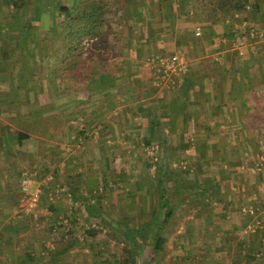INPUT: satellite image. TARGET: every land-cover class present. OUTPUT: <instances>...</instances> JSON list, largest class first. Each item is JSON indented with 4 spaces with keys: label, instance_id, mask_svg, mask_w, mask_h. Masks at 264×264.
Returning a JSON list of instances; mask_svg holds the SVG:
<instances>
[{
    "label": "crops",
    "instance_id": "1",
    "mask_svg": "<svg viewBox=\"0 0 264 264\" xmlns=\"http://www.w3.org/2000/svg\"><path fill=\"white\" fill-rule=\"evenodd\" d=\"M51 2L53 8L35 0V8L29 5L25 11L0 1V264H73L64 261L65 254L55 259L48 255L71 239L54 246L42 228L47 224L53 237L66 236L54 228L71 222L70 195L87 207L98 201H149L154 185L148 176L156 167L148 164L152 155L146 145L160 151V142L172 146L174 136L180 141L190 133L202 140L200 145H217L214 154L221 158L231 150L225 142L255 141L264 126L259 97L264 91V43L249 37L253 43L248 39L238 45L242 27L245 32L252 27L249 13L255 18L263 14L260 0L258 10L250 5L211 18L207 13L215 0H207L210 5L202 0L108 5L117 14L111 21L113 33L94 45L89 56L82 54L75 72L55 53L63 1ZM171 53L185 59L186 69L176 86H158L149 60ZM243 172L237 174L242 177ZM210 174L207 184L213 191L221 173ZM223 175L221 180L230 182L231 176ZM26 177L30 191L42 189L33 213L21 202ZM209 202L202 203L209 210H197L196 218L189 217L180 228H164L166 242L157 254L148 244L136 248V256L142 252L144 258L150 250L142 264H157V256L167 255L170 233L182 239L177 242L183 243L178 246L185 252L183 264H264V230L253 228L258 217L243 210L254 205ZM97 214L99 221L112 220L99 209ZM207 235L212 238L209 247Z\"/></svg>",
    "mask_w": 264,
    "mask_h": 264
},
{
    "label": "rangeland",
    "instance_id": "2",
    "mask_svg": "<svg viewBox=\"0 0 264 264\" xmlns=\"http://www.w3.org/2000/svg\"><path fill=\"white\" fill-rule=\"evenodd\" d=\"M36 1L44 2L46 6L53 8L51 0ZM62 1V3H66L71 0ZM198 1L200 2L201 0ZM33 2L34 3H32L30 7L35 8V0ZM204 2L207 5H210V2H207V0H202L201 3ZM260 2H262L263 4V14H256L255 18L254 13H249L250 19L252 18V20H250V25H252V27L246 32L243 29L247 27H242L241 31H243L244 33L242 35L241 41H244V43L240 42L238 44L239 47L244 46L245 43H247L249 37H253L251 39H254L253 41L255 43H264V0H260ZM197 6L199 7L200 3ZM30 10L32 12L34 11V9L31 8ZM26 16L28 17V14ZM57 17L59 20H61L62 16L60 14H57ZM245 33L246 35H244ZM132 34H135V32L132 31ZM239 34L240 33H238V35ZM253 41L250 40V42L252 43ZM93 48L94 46L91 43V45L88 46V49H84V52L86 54H84L83 52V56H89L90 51H92ZM238 51L240 52V50ZM259 97L260 99L262 98L264 104L263 90L262 92H260ZM260 113L261 117L264 119V106L263 110L260 111ZM191 137L193 139H191ZM198 140L199 139L198 137H196V135L192 136L190 135V133H186L184 138L180 141L178 137L174 136L172 143L173 145L169 146V148L166 150L168 161L173 162L172 169H174L173 172H171V170L170 174H168L167 176V187L170 188L168 197L173 200L172 203L175 204V207L172 212L173 215L169 218L168 225L167 227H165V231L166 229L172 231L180 228V226L187 223L189 217L191 216H193L195 219L199 210H209L207 206L202 205L203 202L210 203L209 201H241L244 204L254 205V207L256 208H254L253 206H250V208L252 207L253 209H256L254 216H257L258 218H255V221L253 222V224L255 223V226H253V228L260 227L264 230V126L260 127V137L255 141L243 143L234 141L233 144L223 142L226 147H230L231 150L229 152H226L227 155L221 158L216 157V154H214L216 153L215 150L217 149V145L215 147H211V145H213L211 142L209 144H201V146L199 141L202 140ZM155 144L156 143H154V145ZM152 145H148L149 147L146 145L145 147L148 151L149 156H153L155 155L154 153H157V149L152 147ZM221 147L225 146H222L220 144L219 148ZM244 152L246 153V155H244ZM220 153L224 155L225 151L222 150V152ZM142 164L144 166L145 162L142 161ZM152 171L153 172L151 173V175L153 174V176L149 175L148 177L151 179V181H153L154 189L152 197L151 199H149V201L96 202L97 208L101 212V216L110 217L112 219L111 222L115 224L111 225V223L105 222L103 220L102 224H99V228H101V231L97 235V240L95 239L92 241L90 239L86 243L84 230L89 227L91 223L92 227H98V217H93L89 214L90 212L88 211V207L86 204H84L85 201H70L68 198L66 199V203L69 206V212L67 214L70 215V217L68 216L67 219L70 220V218H74L76 221L75 223H72L74 227L73 231L69 232L67 230V225H69L71 222H64V225H60L59 223H57L56 227L54 228L56 229V233H58V230H60V232H63V234L65 233L66 236L63 235L65 237H53V234L48 232L49 228H47L48 226L46 224V226L41 230L42 235H44L43 237L49 236L50 244H53L54 246H57L59 242L65 243V239L70 241V239L72 240L75 238V240H77V242L72 246V249L63 256L64 261L66 259V262H72L73 264H100L101 262H104L103 264H129L124 260L126 255L123 248L124 246H127L129 244L126 241L124 234L121 232L122 228H124V226L140 227L145 223V221L151 219L156 212H161L162 218L164 214V201H159L161 191L159 186H157V177L155 178V175L157 176V173L155 170ZM215 171L217 174L218 172L221 173L220 175H218V183L216 185L214 184L215 186H217L218 190L216 189V187L213 189V191L212 189H209L207 194L204 195H197L198 190L191 191L186 190L185 188L182 190L183 192L181 191L182 193L180 194L176 192L175 184L174 186L172 185V181H176L180 185L184 184V186L191 185L192 187H198V185H204V181L207 182L209 178L212 179L211 175L213 174L210 173H213ZM239 171H244L242 177L241 175L237 174ZM223 174H227L229 177H232L228 179L230 180V182L221 180V177L226 178ZM211 183H215V179L214 181L211 180ZM217 196L218 198L220 196L223 197L219 198L218 200ZM24 200L25 201L21 202L26 205V199ZM181 201H183V204H180ZM184 201L188 202L184 203ZM193 201H200L201 205L197 207L201 208L199 209L195 206H189L188 203ZM43 202L47 203L46 201H42V203ZM159 203H161V208L158 206ZM247 209L249 208L247 207ZM103 214L106 216H104ZM42 222L43 221L41 220L40 225L43 224ZM171 235L172 233L169 234L168 238L169 242L167 243V255L165 256V253L163 252L164 256H162L161 258L159 257L160 255L157 256V264H161V262H167L168 264H183V261L180 257L185 252H181V248H178V246L180 244L182 245L183 243L177 242L178 240L182 241V239L175 236L176 233H174L173 236ZM207 239L210 242L207 243L209 247L212 245V238L207 235L206 240ZM98 242L99 244L96 246ZM183 251H186V248H183ZM50 252L48 255H50ZM147 252H149L150 254V250H147ZM142 254V252H139V254L137 255V258L139 257L137 259L138 264H142L145 258L151 256L149 254H146L147 256L144 258ZM198 255L199 254H196L195 258ZM189 257H191V255H189ZM205 261L208 262L210 260L206 259ZM202 262L204 261L202 260Z\"/></svg>",
    "mask_w": 264,
    "mask_h": 264
},
{
    "label": "trees",
    "instance_id": "3",
    "mask_svg": "<svg viewBox=\"0 0 264 264\" xmlns=\"http://www.w3.org/2000/svg\"><path fill=\"white\" fill-rule=\"evenodd\" d=\"M0 1H4L7 5H13L16 9L21 8L26 11L27 6L31 5L34 0ZM128 1L129 0H127V2ZM253 1L254 3L252 0H215L213 3L214 5L208 10L207 16L210 18L213 16H221L226 12H228L230 15H233V12L245 10L250 5L254 6L253 8L256 7L258 10L259 3L257 0ZM112 4H117L120 7L123 6L122 0H71L58 5L60 15L62 14L61 23L63 28H59L56 31L57 40L54 44V49L60 62H66V65L75 72V69H78L82 66L83 61L81 58L84 49H88L85 48L83 39L86 37L95 38V43H92L94 46L99 41L106 39L109 33H113V29H111V21L114 20L115 17L117 18V14L116 11L115 14L109 11L108 5L110 6ZM69 55L71 57H69ZM160 144H162L160 151L157 150V153L150 157L151 163L148 164L150 166L154 165L156 167L157 182L161 191L159 201H164L163 218L161 217V212H156L150 221L145 224L146 226H124V228H122L126 241L131 245L124 246L123 248L126 255V263L137 264L138 258L136 256V248H143L146 244H148L152 246L153 252L156 253L163 249V246L166 242V238L161 235V232L168 223L175 207V204L172 203L173 200L168 197L170 188L167 187V176L170 174V171L172 170L171 172H173L174 169H172L173 162L168 161L167 157L166 150L169 148L168 141L164 140L163 142H160ZM204 183V185L192 187L191 185L184 186V184L180 185L178 182L172 181V185L174 186L175 184L176 192L180 194L183 192L182 190L184 188L191 191L198 190L197 195L207 194L209 187L207 182L204 181ZM73 197L74 195L72 198ZM74 199L75 198H73V200ZM160 205L161 203L158 204V206L161 208ZM97 210L98 209L96 205L92 204L88 206V211L92 216L94 215V217H97L98 215ZM70 220L73 223L76 222L74 218H70ZM105 222L111 223V225L113 224L109 221ZM91 224L84 230L86 242H88L90 239L92 241L95 240L101 231V228H99V224H102L101 220L97 224L98 227H92ZM73 229L74 227L70 228L68 231L72 232ZM147 231H149L148 236L145 235V232ZM135 233L140 234L141 237L134 235ZM76 242L77 240L74 238L68 242L64 248H59L56 251L51 252L50 255L55 259L56 257L66 254ZM98 244L99 242L96 244V246Z\"/></svg>",
    "mask_w": 264,
    "mask_h": 264
},
{
    "label": "built area",
    "instance_id": "4",
    "mask_svg": "<svg viewBox=\"0 0 264 264\" xmlns=\"http://www.w3.org/2000/svg\"><path fill=\"white\" fill-rule=\"evenodd\" d=\"M197 34L199 35L200 32L198 31ZM94 41L95 38L86 37L83 39V44L85 48H88V46L91 45V43H93ZM241 42L244 43V41ZM149 62L152 68L155 69V82L158 86H174L176 84V78L182 71L186 69V61L179 53L158 55L151 58ZM97 133H95L96 139L99 138V135ZM28 182V177L22 180V191L25 195L24 198L26 199L25 211L27 213H32L40 205L42 189L38 187L30 191L28 188ZM68 199L70 201L73 200L71 195L68 197ZM243 210L248 211L251 214H255V210L253 208H244Z\"/></svg>",
    "mask_w": 264,
    "mask_h": 264
}]
</instances>
